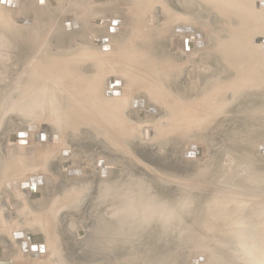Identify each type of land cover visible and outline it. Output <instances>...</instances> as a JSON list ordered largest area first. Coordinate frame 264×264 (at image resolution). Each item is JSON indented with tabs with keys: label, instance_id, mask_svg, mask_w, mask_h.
<instances>
[{
	"label": "rangeland",
	"instance_id": "rangeland-1",
	"mask_svg": "<svg viewBox=\"0 0 264 264\" xmlns=\"http://www.w3.org/2000/svg\"><path fill=\"white\" fill-rule=\"evenodd\" d=\"M134 1H120L114 4L110 0H17L16 6H8L1 0L0 251L6 255L0 258L8 257L9 259L0 260H10L11 264H101L98 262L105 264V260L81 261L82 256L75 252L78 245L77 236L80 237L78 224L81 219L80 213L69 214V222H72L71 226L69 225L70 229L64 225V220L59 226L53 225L52 228L49 226V220H46L51 212L45 210V206L49 205L51 198L54 202V198L60 192L64 194L81 189V192L84 191L81 193L82 206L91 207V218L96 220L100 218L99 202L109 205L110 208H106L107 211L111 209V206L120 205L122 202L125 214L132 204L126 197L127 191H123L130 186L136 189V192L132 193L141 194L134 195L138 197H136L138 206L148 201L155 205L156 216H152L154 219L174 220V214L178 216L179 221L184 219L182 226L185 230V237L183 236L182 250L180 249V254H178L179 257L181 256V261L177 259V264H232L227 260L237 258L246 264H264V259L260 261L262 258L260 256H264L261 251L264 249V152L259 150V146L264 141V132L254 131L256 126L253 121L260 116V113L255 111L252 113L253 106L251 105L248 108L247 105H242L235 109L234 113L238 118H242L243 112H248L244 115L245 119L251 123L248 147L241 146L240 139H232L228 145L225 142L219 143V140L212 137V130L218 129L213 125L214 123H201L202 118L217 104L223 106L230 98L227 92L222 93L228 81L221 76L214 77L213 73L215 71L214 62L219 59L220 43L229 44L233 36L227 32L222 35L217 34L213 29L201 24L200 27L205 31L207 41L202 50L205 55L200 56L197 51L204 46L203 40L198 39L202 42L201 46L191 40V44L194 43L190 49L181 47L185 37L182 34L183 38H179L181 36L174 32V25L181 23V21L178 22L181 18L173 19L168 35L165 37L166 52L171 53L169 58L171 57L173 67L178 68L175 82L169 86L170 99L168 101L164 97H156L155 100L161 109L157 117L146 116L147 113L138 114L136 113V100L143 95L141 90L131 91L134 89L133 79L127 77L126 73H136L142 76H146V73L142 72L138 66L128 64L119 58V54L127 46H135L141 41L142 34L135 31H133L134 38L129 40L131 43L126 41V37L131 34L129 28L134 24ZM178 1L172 0L176 12L179 11L178 13L181 12L185 16L192 13V9L186 12L180 5L188 8L196 0ZM255 9L259 10L258 2L255 3ZM107 11H113L115 14L106 13ZM104 14L108 19L113 18L114 15L119 17L125 29L128 30L115 31L109 23H103ZM116 22H119L117 25L121 24L120 20ZM148 22L149 20H146V27L150 26ZM192 29L190 28V31ZM78 30L80 33L88 31L89 34L88 32L83 35L79 34ZM177 31L183 33L184 28L178 27ZM73 33L87 35V37L91 35L89 39L92 38L90 39L92 42L87 44L85 40L82 41V37H78L77 42H72L75 38H71L70 34L73 35ZM197 37L200 38L198 34ZM188 39L190 43V38ZM85 45H90L92 52H89ZM72 50L77 52L78 59L75 62H80L78 67L80 74L76 78L74 76L69 78L81 79L88 83L83 93L75 91L68 85L67 87L52 71V68L67 60V54ZM209 57L211 62L207 60ZM176 62L180 65L178 63L176 65ZM198 62L200 64L195 66ZM158 81L164 91L169 89L165 80ZM115 87L122 90L124 98L128 100L124 111L125 125L122 129L118 128L116 132L118 134L114 137L119 148L109 149L112 157L107 159L106 163L100 160L97 166H92L91 158L98 156L96 155L98 151L106 150L104 141L88 138L84 128V131H81V129L78 130L77 125L70 124L65 112L71 103L87 112L90 110L89 102H94L95 98H97L95 103L106 106L108 101L103 93L105 89ZM215 87L219 90L217 95L213 91ZM108 92L107 96L112 95ZM113 93L120 95V91ZM56 95L62 99V105H65L64 110L57 107ZM140 102L143 104V100ZM222 106L216 107L221 108ZM50 121L53 125H49ZM56 131H59L64 139L62 138L61 144L54 146L46 141H52L50 132L55 133ZM242 133L239 130V135ZM125 134L128 138L120 141L119 138ZM133 136L134 140L131 139ZM21 144L31 146L27 147L24 152L17 147L22 146ZM77 144L83 146L81 151L77 150L75 146ZM66 146L74 151L73 159H78L70 162L69 166H75V168H71L67 175L62 167L64 163L61 157V149ZM192 146H197L196 152L199 155L187 157L185 152L191 151ZM65 154H72V152L68 151ZM13 157L14 160L11 159ZM35 174H43L47 183L43 186L44 183L41 181L42 184L39 185L41 190L34 195L31 194L30 186L23 187L22 184H31V178L35 177L29 178V182L21 181ZM36 178L43 179L40 175ZM24 189H30L31 192L29 190L26 192ZM139 190H144V192ZM147 194L150 200L145 198ZM143 195H146L144 197L146 201H142ZM152 197H155L154 202ZM116 200L119 201L116 202ZM15 203H20L21 206L13 208ZM160 207L165 211H162ZM168 207L170 213L167 211ZM196 207L198 210L195 209ZM179 208L184 212L179 211ZM199 208L203 212L199 213ZM211 210V214L215 216L209 214ZM196 212L200 214L199 217ZM165 213L168 215L164 216ZM217 213L218 216H216ZM208 214L211 221L208 219ZM241 216L245 217L243 223ZM212 218L219 223L212 221ZM237 220L241 222L238 226L239 221ZM221 222L223 225H220ZM216 224H219L218 227ZM224 225H227L226 227L230 230L223 229ZM220 227H222L221 234L218 229ZM244 227L247 229L243 230ZM20 229L24 233L22 238L26 237L29 241L31 238L28 236L31 235L36 239L32 244L33 250H36L37 243L43 246L40 240L37 241L36 236L46 233L49 237L48 243L51 242L50 244L53 245L55 241L54 246L57 244L61 248L60 250L64 253L61 258L65 256L64 260L52 261L54 257L51 256L50 260V256L47 257V255L41 261L37 258L34 260L32 255L30 257L28 254V247L27 251L20 253V246L13 244L17 241L16 237L21 235L15 231ZM246 230L249 234L253 232V235H249ZM50 233H54L55 236L52 234L50 236ZM153 234L156 236V233ZM229 235L235 236L232 238ZM254 235L256 239L253 238ZM249 237L254 243L249 241ZM240 240L246 243L245 247L248 248L246 250H250L248 251L250 253H246L250 255L247 256L245 252H243L244 255L242 254L241 248L244 243L240 245ZM257 245L262 249L260 250ZM251 251L257 255V258L259 256V262ZM255 251L256 253L262 252V255L255 254ZM240 253L241 256H239ZM127 254L129 255L130 252ZM91 257L87 256V258ZM194 260L197 262L194 263ZM141 261H137L136 264H141ZM172 261H176V258ZM122 264L126 262L123 261Z\"/></svg>",
	"mask_w": 264,
	"mask_h": 264
},
{
	"label": "bare ground",
	"instance_id": "bare-ground-1",
	"mask_svg": "<svg viewBox=\"0 0 264 264\" xmlns=\"http://www.w3.org/2000/svg\"><path fill=\"white\" fill-rule=\"evenodd\" d=\"M6 1L7 0H5L4 3H6ZM12 1L13 2L16 1V4L12 3V6H16L17 0H12ZM110 1L116 4L120 1H127V0H110ZM256 2H258L259 10L255 9ZM0 3H1V0H0ZM8 6H11V5H8ZM180 7L181 8L183 7V10L186 12L188 11V9H192V13L185 16L181 12L178 13L179 11L176 12V9L172 5V0H135L133 2L134 24L129 28L131 34H129L126 37V41L129 42V40H132L134 38L133 31L137 32L138 34H142V37L140 38L141 41L138 44H135V42H133L135 46L134 45L127 46V48L119 54V58L120 60L128 64H131L133 66H138L139 68H141L142 72L146 73V76H142L136 73L132 74L130 72L126 73L127 77L129 76L130 78L133 79L134 89H131V91L141 90L140 92L143 95V97H139L136 100V113L138 114L147 113L146 116L154 115L155 117H157L160 114L161 109L155 100L156 97L157 96L164 97L168 101L170 99V96H169L170 87L169 86L170 84L175 82L176 70L178 68L173 67V62L171 61V57L169 58L171 53L168 54L166 52L165 43L167 42V40L165 37H167L168 35L170 25H171V22H173V19L181 18V19H178V22L181 21V23H177L176 25H174V32L178 33V35L181 36L179 38H183L182 34L185 37L183 39V45L181 47L190 49V46L194 42L196 43V45L201 46L202 42L198 41V39L203 40L204 46L201 47L200 50L197 51L198 55L200 56L205 55L204 53H202V50L204 49L206 45V41H207V36L205 34V31L201 29L200 27L202 24L203 26L207 28L213 29L215 32H217V34L222 35V34H225V32H227L228 34L232 35L233 38L230 39L231 42L227 45L220 43V50L218 51L219 59H217L214 62L215 71L213 73L215 75L214 77L217 78V76H221V77H224L228 81L224 87L226 89L222 93L227 92L228 97L230 98H228L227 102L224 103L223 106L216 103L217 104L216 106H222V107L218 108L215 106V108L212 109L210 113H207L202 118L201 123L203 124H207L209 122L214 123L213 125H215L218 129L212 130V134H213L212 137L215 140H219L220 141L219 143L223 144L225 142L228 145L232 139L233 140L240 139L239 144L243 147H246L248 143L250 144V142H247V141H249L250 139L249 129H250L251 123L250 121H247V119H245L246 116L244 117V115L247 114L248 112L247 111L243 112L244 115L242 116V118H238L234 112H235L236 107H239L242 105L244 106L247 105V108L250 105L253 106V110H252L253 112L252 111L251 112L260 113V116H258L259 115L258 114L257 115L258 118L253 120L256 126V128L254 127L255 128L254 131L264 132V41H262V39L264 38V0H196L194 1V3L190 4L188 8L186 6H181V5ZM106 13L115 14L113 11H107ZM105 14H104L103 23L104 22L109 23V25L113 27L115 31L128 30V29H125L123 21L119 17L114 15L113 18L108 19L107 17H105ZM117 20H120V23H121L120 25H117L119 24V22H116ZM146 20H149L148 24H150V26L148 27H146V24H145ZM100 24L102 25V22ZM178 27H183L184 32L183 33L178 32L177 31ZM190 28L191 29L193 28L192 31H190ZM87 32L85 31L84 33L82 32L80 33V31L78 30V33L82 35ZM78 33H73V35L70 34L71 38H75L72 42H77L76 39L78 37H82V41L85 40L87 44H90L92 42L90 40L92 38L89 39V36L91 37V35L87 37V35L82 36V35H79ZM87 34H89V32ZM197 34L198 36H200V38L198 37L196 38ZM186 37L190 38V43H189V39ZM191 40L194 41L192 42V44H191ZM85 46L89 52H92L90 45H85ZM67 55H68L67 60L64 61V63L62 62V64H59L57 67L55 66L54 68H52V71L59 76V78L66 84V86L68 85L69 87L73 88L75 91L79 93H83L86 91V86L88 85V83L81 79L75 80L74 78H69L73 76L76 78L80 74L78 71L80 62L79 63L75 62L78 59L77 52H74V50H72ZM80 55H82V52H80ZM172 58H174V56H172ZM207 60L208 62H211L210 57ZM177 63L178 65H180L179 62H176V65ZM198 64L200 63L199 62L195 63V66ZM188 66L190 65L188 64ZM148 73H150V75H148ZM202 77H205V76L202 75ZM158 80H165V82L168 84L167 86L169 89L164 91L160 87ZM230 80H231V83H229ZM108 91L111 92L112 95L107 96ZM114 91L115 92L120 91V95L113 93ZM213 91L216 95L219 93V90L216 87ZM103 94H104V97L108 101L106 106L104 105L100 106L97 103H95L97 99L95 98V100H93L94 102H91V101L89 102L90 110H87V112L86 110L84 111L83 109H80L78 105L73 104V103H71L70 106L68 105L69 108L65 112L66 113L65 115L67 116L68 121H70V124L71 125L75 124V126L77 125L78 130L79 129H81V131L85 130L88 134L87 136L88 138H91L97 141H104V146L106 150L98 151L96 154L98 156L91 158L92 166L94 165L97 166L98 165L97 162L100 160H104L106 163V160L112 157V154L111 152H109V149L119 148L118 144H116L114 140V137L118 134L116 133L118 128L122 129L125 125L124 111H125V107L128 104V100L127 98H124L125 95L123 91L116 87L111 88V89L107 88L105 89ZM86 95H88V93ZM56 97L58 98L57 95ZM140 100H143V104L140 102ZM62 103H63L62 99L58 98L57 103H56L57 107L62 108V110H64L63 107L65 108V105H62ZM154 108H155V111L152 110L153 111L152 112L151 109H154ZM189 108H192V107H189ZM148 112H150V114H148ZM247 118H248V115H247ZM118 124L119 125L121 124V126H118ZM49 125H53V122L50 121ZM239 130L243 132L242 135H239ZM50 133L52 136V141L47 140L46 142L54 146L56 144L58 145V143L59 144L62 143L61 140L63 137L61 136V133L59 131H56L55 133H52V132ZM121 134H123V131H121ZM125 138H128L126 134L122 135L119 139L121 141V139L124 140ZM23 139L26 140V138H23ZM131 139L134 140V136ZM66 143L72 144L73 142H66ZM70 144H68V146H70ZM29 146L31 145L25 146L23 144L22 146H17V147L21 148L25 152L27 147ZM68 146L61 149V157L64 163L62 167H64V171L66 175H67V172L71 168H75V166L74 167L69 166L70 162L78 160L75 158L73 159L74 151L72 150L71 147H68ZM75 146L78 151L82 150V147H83L82 145L77 144ZM263 146H264V141H262L261 146H259L260 148L259 150L264 152ZM19 148L18 149L15 148V149L20 151L21 149L19 150ZM68 151H71L72 154H65V152H68ZM195 153L197 152L195 151ZM11 159L14 160V157ZM76 172H78V170ZM39 175L42 176L43 179L36 178L37 182H35L34 185L30 183L22 184L23 187L30 186L31 191H32L31 194L35 195V193L36 194L39 193V191L41 190L40 188L41 186L39 185L42 184L43 182L44 183L43 186H45L47 183L46 177L43 174H35V175L29 176L27 180L21 181V182H27V181L29 182L30 181L29 178H31L32 176L38 177ZM261 180H263V178ZM127 189L124 190L123 192L125 191L128 192V193L126 192V197L127 199L129 198V201L131 202L132 206L129 210L126 211L125 214L123 213V209L121 205L123 204L122 202L120 205L118 204V205L111 206V209L109 211H107L106 209L109 207L107 203L99 202L98 204L101 207H99L98 213H100L99 215L101 216L97 220L91 218L92 217L91 207H88V206L83 207L81 203L83 199L81 193H83L84 191L81 192L82 191L81 189L80 190L76 189L73 192H67L64 194L60 192L54 198L55 199L54 202L52 200L53 198H51L49 205L45 206V210L47 211L50 210L51 212L50 216L48 215L49 217L46 218V220L47 221L49 220V223H50L49 226L51 227L53 225L59 226L61 222L64 220L65 222L64 225L70 229L69 225L72 224V222H69L70 220L68 218L69 214L72 212L80 213L81 219L78 222L79 227H80V233H79L80 237L77 236L78 245H77L75 252L78 255L82 256L81 261L93 259L97 261L105 260L107 264L108 262L109 264H122L123 261H125L126 264H136L137 261L142 260L141 264H177V259L180 260L181 258V256L179 257L178 254H180L182 242L185 237L184 236L185 230H184V227L182 226L184 219L182 221H179V219L177 218L178 216L176 217L175 214H174L175 216L174 220L173 219L167 220V218H157V219L155 218L154 219L152 216L156 214L155 205L153 204L154 205L153 206L152 202L150 204V202L148 201V202H142V205L139 204L138 206L136 204L137 196L134 197V195H137L139 192L137 194L132 193V192H136V189H133L130 186H128ZM130 189H131V192L129 193ZM24 190H26V192H28L27 190L31 192L30 189H24ZM139 191L144 192V190H139ZM129 194L132 195L131 197L133 198H131L130 196H127ZM145 196L146 195L142 196L143 197L142 201L143 200L146 201L145 198L147 200L148 199L150 200V198H147L149 197L148 194L146 197ZM152 198H151V201H152ZM154 198H153V202H154ZM231 199H232V196H231ZM118 201L116 200V202ZM169 207L168 209L166 208L167 211L169 210ZM195 209H197V207ZM195 209L192 211L194 212ZM200 210L202 209L199 208V213L203 212ZM212 210L209 213L210 215H213L211 214ZM162 211H165V209ZM170 211H171V207H170ZM179 211H182V210H180L179 208ZM168 213L170 212L168 211ZM168 213L167 214L165 213L166 215L164 216H167ZM199 213L197 214L196 212L198 217L200 215ZM207 213L206 214L203 213V215H207ZM209 214H208V217H209ZM160 215H161V212H160ZM216 216H218V213L216 214ZM241 217L243 218V216ZM204 218H206L207 220L206 216ZM210 218L211 217H209L208 219ZM213 218H212V221L214 220ZM242 218H241V221L243 223L245 217L243 219ZM16 219H17V216H16ZM215 222L219 223L218 221H215ZM75 223L77 224V222H74V224ZM240 223L241 222L239 221V223H237V226ZM233 224H236V222H233ZM220 225H223L222 222L220 223ZM226 226L223 229L229 228ZM230 227H232V225ZM221 228L222 227L218 228L220 229L219 231L220 234H221ZM242 229L244 230L247 228L244 227ZM225 231L227 232V230ZM15 232L18 234H21L20 236H17L18 234L16 235L17 237L15 236L17 241L16 243L15 242L13 243L14 246H17V245L20 246V253L25 252L22 248V244L26 243L28 247V254L30 255V257L33 252H39V257L37 258V260H40V261L43 257L46 258V255L47 257L50 256V260H51V256L54 257L52 261H54L55 259L64 260L65 256L64 258H61L64 255L63 251L60 250L61 248L58 247L57 244L54 246L55 241L53 242V245L50 244L51 242L48 243L49 237H47L48 235L46 233L40 236H36L37 241L40 240L42 242L41 244H43V246L42 245L41 246L44 247V251L40 252V247H41L40 243L36 244L37 245L36 250H33L32 248V244H34L36 241L34 236L29 241H27L28 238L26 237L22 238L24 236V233L23 231H21V229ZM246 232L249 234L247 230ZM153 233H156V236ZM51 234L54 235V233H50L49 235L52 236ZM224 235L226 236L225 233ZM255 235L253 236V238L255 237ZM229 236L230 237L232 236L233 238L235 235L234 236L229 235ZM248 239L249 241L251 240L250 237ZM243 243L241 242L240 244V245L242 244L244 245L243 247L241 246L242 250L241 249L240 250L242 251V254L244 255L243 252L246 253L250 250L247 251L246 250L247 246L245 247L246 243L245 242ZM247 244H250V243H247ZM259 245L257 246L261 250L262 247ZM254 246H256V244ZM256 251H255V254H258L259 252L256 253ZM261 251L263 252V255H264V249H262ZM111 252L113 253L109 255ZM129 252L130 254L128 255L127 253ZM158 252H161V253H158ZM228 253H229V249H228ZM251 254H253L252 251H251ZM88 255L90 257L91 256H95V257L87 258ZM246 255L248 256L250 254L246 253ZM239 256H241V253L239 254ZM254 256H256V258L255 257L253 258H255L256 260L258 259V262H259V256L258 258H257V255H254ZM260 257H262L260 261L264 259V256H260ZM74 258L76 259V256ZM111 258H114L115 260H109ZM172 258L173 259L176 258V261H172L173 260ZM0 259H9V258L1 257ZM107 259L109 261H107ZM255 259L253 260L255 261ZM78 260H80V258ZM239 260L240 259L237 258V259H230L227 261H230V263L232 264H246L245 262H241ZM3 261H5V263L3 264H8L7 260H3ZM98 263L102 264V262H98Z\"/></svg>",
	"mask_w": 264,
	"mask_h": 264
},
{
	"label": "water",
	"instance_id": "water-1",
	"mask_svg": "<svg viewBox=\"0 0 264 264\" xmlns=\"http://www.w3.org/2000/svg\"><path fill=\"white\" fill-rule=\"evenodd\" d=\"M2 2H5V0H2ZM6 3L8 4V5H12V3H14V4H16V1H12V0H7L6 1ZM262 41H264V38L262 39ZM114 83V82H113ZM152 110H154V109H152ZM191 151H187V152H185V155L187 156V157H195V156H198L199 154L198 153H195V151H196V147L195 146H192L191 148ZM41 179V178H40ZM35 182H37V179H36V177L35 178H31V184L32 185H34L35 184ZM33 187V186H32ZM18 206H21V204L20 203H15L12 207L14 208V207H18ZM29 238H32L33 236H31V235H29L28 236ZM22 248H23V250L24 251H27V244L26 243H23L22 244ZM41 251H44V247H40V252ZM32 257L33 258H38L39 257V252H33L32 254ZM9 262H11L10 260H8V263ZM195 262H197V260H194V263ZM3 263H5V261H0V264H3Z\"/></svg>",
	"mask_w": 264,
	"mask_h": 264
},
{
	"label": "crops",
	"instance_id": "crops-1",
	"mask_svg": "<svg viewBox=\"0 0 264 264\" xmlns=\"http://www.w3.org/2000/svg\"><path fill=\"white\" fill-rule=\"evenodd\" d=\"M5 253H2V251H0V256H5Z\"/></svg>",
	"mask_w": 264,
	"mask_h": 264
}]
</instances>
